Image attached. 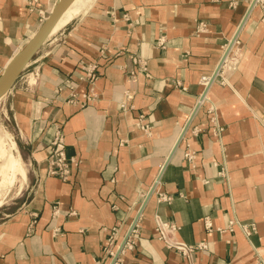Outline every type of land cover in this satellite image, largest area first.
Segmentation results:
<instances>
[{
    "label": "crops",
    "instance_id": "crops-1",
    "mask_svg": "<svg viewBox=\"0 0 264 264\" xmlns=\"http://www.w3.org/2000/svg\"><path fill=\"white\" fill-rule=\"evenodd\" d=\"M56 1L0 0V74ZM89 1L2 92L25 177L0 206V264H110L137 216L117 264L264 263V0ZM229 44L235 67L215 75ZM57 131L79 161L67 179L49 174ZM157 219L206 247L181 256Z\"/></svg>",
    "mask_w": 264,
    "mask_h": 264
},
{
    "label": "built area",
    "instance_id": "built-area-1",
    "mask_svg": "<svg viewBox=\"0 0 264 264\" xmlns=\"http://www.w3.org/2000/svg\"><path fill=\"white\" fill-rule=\"evenodd\" d=\"M256 1V0H255ZM235 42V41H234ZM233 42V43H234ZM232 43V44H233ZM231 46L232 45H228L225 47L224 49V54L222 56V59L220 61V64L218 66V69L215 73V75L217 73H219V71H222L225 67L226 68H234L235 64H236V60L234 58V56L230 55V51H231ZM134 62H137V64H139L140 67H142L143 69H145V65L144 63H141L140 60H138L137 58H133ZM96 64H88L85 67V74L82 75V79H87L91 85H93V83L96 81L97 74H96ZM212 80V76L209 77H202L201 79V83L204 87V89L207 88V86L209 85L210 81ZM71 88V92L69 93L70 99L68 100L71 103H74L75 101L77 102V99L79 97V93L76 91V87H74L73 85H70ZM81 97L84 101H90L91 99L94 98V92H93V88L91 87L89 89V91L87 93H82ZM123 106V105H121ZM138 127H140V129L142 130H147L148 126L147 125H142V124H137ZM221 130L220 127H217L214 129V134H218V132ZM51 154L49 157V174L51 175H57L62 179H67L68 176L70 175V169L73 165H77L78 164V160L75 159L74 157H68L66 155V151H65V143L63 140V136L62 134L57 131L55 134V137L51 143ZM188 158L191 157L189 154H187ZM138 216L135 217V219L132 221L131 225L129 226L125 236L123 237L121 244L119 246V248L114 252L111 251L110 255L112 256V261L110 264H117V257L118 255L123 252L125 249H129L132 248V246L134 245V239H133V235L137 232V222H138ZM238 226L244 236L246 238H249L250 235L252 233H254L256 231V226L254 223H240L238 221H230L229 223V228L232 229L233 226ZM211 225L207 224V228H210ZM174 227L171 225H167L166 222H163L160 219L156 220V231L159 233V238L164 240L165 243L169 246L174 248L181 256L183 257H191L193 253H195V251L199 250V249H204L206 247V245L204 243H199L197 245H188L186 243H182L179 241H175V240H171L170 238V233H172L174 231ZM255 264H264L263 261L260 259L259 255L257 254V259L255 261Z\"/></svg>",
    "mask_w": 264,
    "mask_h": 264
},
{
    "label": "water",
    "instance_id": "water-1",
    "mask_svg": "<svg viewBox=\"0 0 264 264\" xmlns=\"http://www.w3.org/2000/svg\"><path fill=\"white\" fill-rule=\"evenodd\" d=\"M69 1L70 0L56 1V3L52 7L51 12L44 20L37 32L33 35L31 40L27 43L23 51L0 74V92L3 91L17 78L21 71L24 69V67L29 63V61L32 59L33 55L36 53L40 45L48 36L50 29L52 28L59 14L61 13L63 7ZM254 2L255 0H253L252 3Z\"/></svg>",
    "mask_w": 264,
    "mask_h": 264
},
{
    "label": "rangeland",
    "instance_id": "rangeland-1",
    "mask_svg": "<svg viewBox=\"0 0 264 264\" xmlns=\"http://www.w3.org/2000/svg\"><path fill=\"white\" fill-rule=\"evenodd\" d=\"M93 1L94 0H90L86 5V8H88ZM2 92L3 91L0 92V148H5L13 153L12 147H13L14 135L10 123V115L8 113L6 101L5 98H3ZM14 153L17 155L15 151ZM22 158L25 162V166L27 168V173H28V180L24 186L25 189L30 181V173L25 157L22 156ZM6 175H7L6 179H4L3 177L0 178V185L4 184V182L5 183L7 182L8 186L10 185V189L6 192V194L4 193L2 198H0V201L3 203L1 207L3 208L8 205H10V207L17 206L16 202L19 200L18 197L22 195V194L20 195L17 194L20 186L23 184V179L19 177L20 175L22 176V174L18 172H9L8 170H6Z\"/></svg>",
    "mask_w": 264,
    "mask_h": 264
},
{
    "label": "bare ground",
    "instance_id": "bare-ground-1",
    "mask_svg": "<svg viewBox=\"0 0 264 264\" xmlns=\"http://www.w3.org/2000/svg\"><path fill=\"white\" fill-rule=\"evenodd\" d=\"M83 5L84 0H70L68 3H66L58 18L56 19L55 23L53 24L52 28L50 29L48 35L53 34L60 27L68 24L74 18V16H76L81 11ZM6 170H8L9 172L21 173L22 177H25L21 163L15 157L14 153L5 148H0V178H7ZM9 189L10 185L8 186L7 182H4V184L0 185V198H2L4 193L6 194ZM1 205L2 202L0 201V206Z\"/></svg>",
    "mask_w": 264,
    "mask_h": 264
}]
</instances>
